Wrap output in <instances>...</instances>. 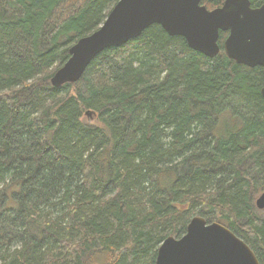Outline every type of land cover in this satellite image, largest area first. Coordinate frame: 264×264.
Segmentation results:
<instances>
[{
	"label": "trees",
	"instance_id": "obj_1",
	"mask_svg": "<svg viewBox=\"0 0 264 264\" xmlns=\"http://www.w3.org/2000/svg\"><path fill=\"white\" fill-rule=\"evenodd\" d=\"M116 1L0 0V264H154L192 215L264 264V68L227 32L207 57L151 24L52 84Z\"/></svg>",
	"mask_w": 264,
	"mask_h": 264
},
{
	"label": "water",
	"instance_id": "obj_2",
	"mask_svg": "<svg viewBox=\"0 0 264 264\" xmlns=\"http://www.w3.org/2000/svg\"><path fill=\"white\" fill-rule=\"evenodd\" d=\"M158 24L170 36L185 39L188 47L207 57L220 50L219 32H227L222 46L229 59L248 67L264 68V2L223 0L208 8L200 0H117L104 21L79 37L69 57L51 77L53 85L76 81L90 61L108 47H119ZM264 99V86L260 88ZM264 209V191L255 199ZM154 264H260L250 246L224 224L202 216L189 219L184 233L167 236L159 245Z\"/></svg>",
	"mask_w": 264,
	"mask_h": 264
},
{
	"label": "rangeland",
	"instance_id": "obj_3",
	"mask_svg": "<svg viewBox=\"0 0 264 264\" xmlns=\"http://www.w3.org/2000/svg\"><path fill=\"white\" fill-rule=\"evenodd\" d=\"M114 4H115V3H114ZM114 4H113V2H112V3L110 4V8H111V6H113ZM72 6H73V5H72ZM72 6H70L69 4H67L65 7H63V8H62L63 13H64V12H65V13H68L69 10L72 8ZM206 6H207L208 8H210L208 5H206ZM84 115H85V118H86L87 120H89V121H91L90 118H92V119L95 120V116L89 114L88 112H85ZM94 122H95V121H94ZM261 192H262V191L258 192V193L256 194L255 197H257ZM259 211H261V212L264 213V209H257V212H258V213H259ZM192 216H194V215H192ZM88 264H107V262H104V261H102V262H94V261H91V262H89Z\"/></svg>",
	"mask_w": 264,
	"mask_h": 264
},
{
	"label": "flooded vegetation",
	"instance_id": "obj_4",
	"mask_svg": "<svg viewBox=\"0 0 264 264\" xmlns=\"http://www.w3.org/2000/svg\"><path fill=\"white\" fill-rule=\"evenodd\" d=\"M263 86H264V85H263ZM261 87H262V86H261ZM261 87H260V88H261ZM263 191H264V190H263ZM263 191H262V192H263ZM262 192H261V193H262ZM261 193H260V194H261ZM260 194H259V195H260ZM259 195H258V196H259ZM258 196H257V197H258ZM257 197H255V199H256ZM254 202H255V200H254ZM257 209H258V208H257Z\"/></svg>",
	"mask_w": 264,
	"mask_h": 264
}]
</instances>
